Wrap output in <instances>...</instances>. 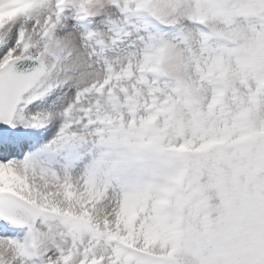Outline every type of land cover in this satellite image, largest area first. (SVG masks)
I'll list each match as a JSON object with an SVG mask.
<instances>
[{
  "label": "snow or ice",
  "instance_id": "snow-or-ice-1",
  "mask_svg": "<svg viewBox=\"0 0 264 264\" xmlns=\"http://www.w3.org/2000/svg\"><path fill=\"white\" fill-rule=\"evenodd\" d=\"M0 264H264V0H0Z\"/></svg>",
  "mask_w": 264,
  "mask_h": 264
}]
</instances>
